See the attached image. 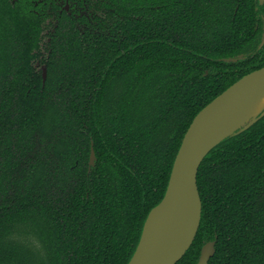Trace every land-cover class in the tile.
Segmentation results:
<instances>
[{"label":"trees","instance_id":"16d2710c","mask_svg":"<svg viewBox=\"0 0 264 264\" xmlns=\"http://www.w3.org/2000/svg\"><path fill=\"white\" fill-rule=\"evenodd\" d=\"M50 6L0 0V264H129L194 119L264 68V5L97 0L83 31ZM198 188L178 264L210 242L209 264H264V117L209 153Z\"/></svg>","mask_w":264,"mask_h":264},{"label":"water","instance_id":"95a60500","mask_svg":"<svg viewBox=\"0 0 264 264\" xmlns=\"http://www.w3.org/2000/svg\"><path fill=\"white\" fill-rule=\"evenodd\" d=\"M260 3L264 5V0H260ZM43 78L46 83V68H43ZM262 91H264V68L242 78L197 115L182 142L165 197L149 214L139 246L129 264H178L184 258L196 239L202 221L203 204L198 188V173L203 161L222 142L252 127L264 117V113L234 135L214 146L212 145L213 133L231 107L237 106ZM95 164L96 155L92 150L91 167ZM176 193L180 196V208L176 218L164 230L159 243L145 256L138 258L146 240L147 227L153 211L165 206ZM215 246L216 242H210L203 247L198 264H209L215 256Z\"/></svg>","mask_w":264,"mask_h":264},{"label":"bare ground","instance_id":"6f19581e","mask_svg":"<svg viewBox=\"0 0 264 264\" xmlns=\"http://www.w3.org/2000/svg\"><path fill=\"white\" fill-rule=\"evenodd\" d=\"M264 113V91L231 107L223 120L219 122L213 133V146L234 135L246 125L256 120ZM180 208V196L176 193L165 205L153 211L138 258L145 256L163 237V232L176 218Z\"/></svg>","mask_w":264,"mask_h":264},{"label":"flooded vegetation","instance_id":"af4514ba","mask_svg":"<svg viewBox=\"0 0 264 264\" xmlns=\"http://www.w3.org/2000/svg\"><path fill=\"white\" fill-rule=\"evenodd\" d=\"M43 2H51L52 15L62 17L65 13L73 19L80 30L83 31L84 19H92L95 16L97 0H35L36 5ZM83 26V27H82Z\"/></svg>","mask_w":264,"mask_h":264}]
</instances>
